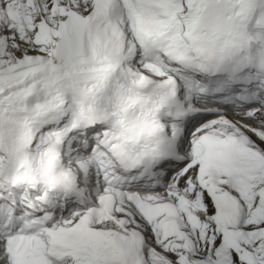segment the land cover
I'll list each match as a JSON object with an SVG mask.
<instances>
[{"label":"snow or ice","instance_id":"obj_1","mask_svg":"<svg viewBox=\"0 0 264 264\" xmlns=\"http://www.w3.org/2000/svg\"><path fill=\"white\" fill-rule=\"evenodd\" d=\"M0 264H264V0H0Z\"/></svg>","mask_w":264,"mask_h":264}]
</instances>
